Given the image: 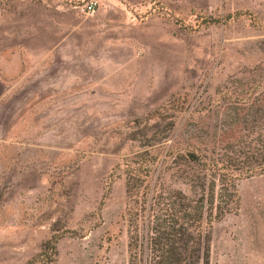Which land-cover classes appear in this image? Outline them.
<instances>
[{
	"label": "rangeland",
	"instance_id": "obj_1",
	"mask_svg": "<svg viewBox=\"0 0 264 264\" xmlns=\"http://www.w3.org/2000/svg\"><path fill=\"white\" fill-rule=\"evenodd\" d=\"M87 1L0 0V264H127L126 164L151 148V181L189 195L166 145L264 86V0ZM235 188L209 264H264V174Z\"/></svg>",
	"mask_w": 264,
	"mask_h": 264
},
{
	"label": "trees",
	"instance_id": "obj_2",
	"mask_svg": "<svg viewBox=\"0 0 264 264\" xmlns=\"http://www.w3.org/2000/svg\"><path fill=\"white\" fill-rule=\"evenodd\" d=\"M223 92L232 101L221 108L218 136L192 137L188 147L166 145L161 156L160 163L174 162L186 174L192 193L151 181V148L126 164L127 264H209L210 227L236 212L237 181L264 174V86Z\"/></svg>",
	"mask_w": 264,
	"mask_h": 264
},
{
	"label": "built area",
	"instance_id": "obj_3",
	"mask_svg": "<svg viewBox=\"0 0 264 264\" xmlns=\"http://www.w3.org/2000/svg\"><path fill=\"white\" fill-rule=\"evenodd\" d=\"M96 7V0H89L84 3L83 10L88 13H92Z\"/></svg>",
	"mask_w": 264,
	"mask_h": 264
}]
</instances>
